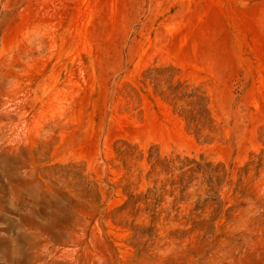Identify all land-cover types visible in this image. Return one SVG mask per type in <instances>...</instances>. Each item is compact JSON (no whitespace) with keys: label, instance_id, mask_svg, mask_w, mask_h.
Returning a JSON list of instances; mask_svg holds the SVG:
<instances>
[{"label":"rangeland","instance_id":"rangeland-1","mask_svg":"<svg viewBox=\"0 0 264 264\" xmlns=\"http://www.w3.org/2000/svg\"><path fill=\"white\" fill-rule=\"evenodd\" d=\"M0 264H264V0H0Z\"/></svg>","mask_w":264,"mask_h":264}]
</instances>
